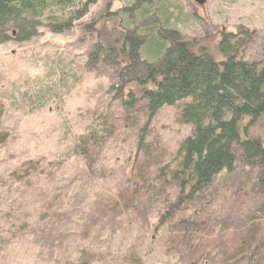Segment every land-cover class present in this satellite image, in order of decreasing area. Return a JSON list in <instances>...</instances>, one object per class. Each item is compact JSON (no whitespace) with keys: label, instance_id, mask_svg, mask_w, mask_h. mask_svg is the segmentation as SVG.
I'll use <instances>...</instances> for the list:
<instances>
[{"label":"rangeland","instance_id":"1","mask_svg":"<svg viewBox=\"0 0 264 264\" xmlns=\"http://www.w3.org/2000/svg\"><path fill=\"white\" fill-rule=\"evenodd\" d=\"M108 3L101 0L82 24L103 14ZM159 3L173 15L171 24L185 40L216 37L218 42L219 34L234 33L236 43L243 28L252 36L241 57L264 64V0H207L203 7L192 0ZM125 5L114 2L109 12H120ZM109 20L104 16L111 29ZM82 24L65 35L42 32L27 43L0 45V264H81L85 251L90 256L84 263L126 264L121 258L130 249L140 251L144 264H180L179 254L149 234V228L106 220L115 196L130 187L127 171L147 117L143 108L130 111L115 99L110 69H84L95 34ZM42 85L51 91L34 104L29 97ZM62 91L68 93L60 102L56 95ZM179 107H164L149 125L147 146L159 161L170 159L192 135V127L179 121ZM94 126H101V132L100 143L92 148L90 171L70 149ZM250 136L264 141L263 119L250 129ZM254 177L255 171L239 168L217 180L197 208L199 219L209 221L194 259L211 255L223 261L217 251L225 244L224 258L239 260L240 246L247 245L250 252L258 245L257 264H264V214L255 238L247 232L250 218L264 203L249 193ZM147 206V211L144 205L142 209L154 217L156 208ZM192 210L188 207L185 214L196 213ZM224 221L226 229L221 231ZM54 223L59 228L55 233ZM242 226L245 233L240 232ZM238 264L252 263L245 259Z\"/></svg>","mask_w":264,"mask_h":264},{"label":"trees","instance_id":"2","mask_svg":"<svg viewBox=\"0 0 264 264\" xmlns=\"http://www.w3.org/2000/svg\"><path fill=\"white\" fill-rule=\"evenodd\" d=\"M100 1L0 0V45L27 43L42 32L65 35L82 24ZM118 1H125V7L111 14L110 7ZM159 2L110 0L103 14L82 24L83 30L95 34L84 69L92 73L110 69L115 99L130 111L143 108L147 117L127 171L126 185L130 187L115 196L106 220H125L139 230L149 228V234L179 254L180 264H238L245 259L257 264L261 255L258 245L249 252L243 242L239 243L243 245L239 260L236 256L224 258L225 244L217 251L223 261L211 255L201 256L199 261L194 258H198L201 235L207 232L209 221L199 219L197 208L220 177L237 173L239 168L245 173L255 171L248 190L252 198L264 201V141L250 136V129L264 120V64L241 57L252 36L243 28L236 43L234 33L219 34L218 42L216 37L185 40L171 24L173 15ZM104 16L110 18L111 29ZM47 91L51 90L42 85L30 95V101L39 103ZM68 91L56 95L60 102ZM177 105L179 121L192 127V135L181 141L170 159L159 161L147 146V131L164 107ZM2 113L0 106V122ZM100 127H90L70 149L71 156L81 158L90 171L94 166L92 148L100 143ZM143 205L146 211L150 209L147 205L156 208L154 217L146 215ZM190 206L196 213L188 216L185 211ZM255 213L247 230L253 239L262 223L264 203ZM56 221L60 225L58 218ZM226 223L220 224L221 231ZM55 225L54 233L59 229ZM242 228L240 232L245 233ZM88 254L82 253L81 264ZM121 259L126 264H144L136 249L126 251Z\"/></svg>","mask_w":264,"mask_h":264},{"label":"water","instance_id":"3","mask_svg":"<svg viewBox=\"0 0 264 264\" xmlns=\"http://www.w3.org/2000/svg\"><path fill=\"white\" fill-rule=\"evenodd\" d=\"M197 6L203 7L207 0H192Z\"/></svg>","mask_w":264,"mask_h":264}]
</instances>
